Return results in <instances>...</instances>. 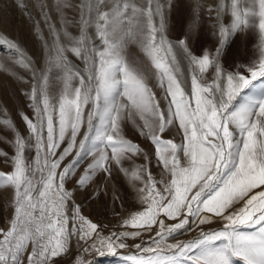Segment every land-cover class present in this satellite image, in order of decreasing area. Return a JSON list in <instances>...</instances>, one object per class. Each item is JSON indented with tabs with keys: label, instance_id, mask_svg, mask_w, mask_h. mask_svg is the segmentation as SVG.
Here are the masks:
<instances>
[{
	"label": "snow or ice",
	"instance_id": "obj_1",
	"mask_svg": "<svg viewBox=\"0 0 264 264\" xmlns=\"http://www.w3.org/2000/svg\"><path fill=\"white\" fill-rule=\"evenodd\" d=\"M15 2L42 64L0 34V71L19 82L31 109L19 112L21 130L0 108L12 136H0L12 148L0 150L9 165L0 189L10 191L12 209L0 227V264H60L73 240L74 264H94L93 253L124 255L126 264H264V0H219L217 43L199 56L190 40L200 0L179 40L169 32L175 0H37L35 14ZM250 32L251 58L227 70L226 46ZM130 44L147 64L129 58ZM129 125L147 148L129 138ZM117 174L133 204L105 233L67 185L107 195Z\"/></svg>",
	"mask_w": 264,
	"mask_h": 264
},
{
	"label": "rangeland",
	"instance_id": "obj_2",
	"mask_svg": "<svg viewBox=\"0 0 264 264\" xmlns=\"http://www.w3.org/2000/svg\"><path fill=\"white\" fill-rule=\"evenodd\" d=\"M35 14L38 9L34 6L37 4V0H25ZM50 5L54 4L55 0H46ZM74 4H79L80 0H72ZM136 3H144V0H135ZM162 3L165 0H161ZM176 7L169 15V32L170 38L173 40H179L184 37L185 32L188 30V25L191 22L193 16V0H175ZM200 20H199V32L196 36L190 40L191 49L194 53L199 56L202 55L205 49L213 50L217 40L213 35V24L215 23V12L214 9L218 5L219 0H200ZM209 9H213L210 13ZM69 19H75L78 21V12L69 9L66 10ZM52 15L57 18V14L54 9ZM230 21V17L227 18ZM70 30L74 34H78V29L70 26ZM0 34L7 35L9 38L17 40L23 46H25L30 54L34 57L41 59L42 64V51L39 46V42L35 40L34 34L31 27L26 23L25 17L22 12L16 7L15 0H0ZM257 43V37L254 33H247L244 35L238 34L235 40L230 42L225 48V55L223 58V66L229 70H234L237 63H245L251 58V54L254 50V45ZM2 50V49H0ZM127 54L130 59L137 61L141 65L147 64V60L144 57L140 49L130 44L127 49ZM72 58L77 64L83 67V64ZM21 75H25L20 70ZM264 83V81H261ZM20 84L8 73L0 71V108L7 107L9 113L13 116L18 127L23 130L24 125L20 120L19 112L24 111L31 115V109L27 107V100L23 97L19 91ZM162 99V95H161ZM128 136L135 142L140 143L145 148L148 147L147 143L140 138L134 129L129 125ZM0 136H6L11 139L12 136L7 129L0 127ZM177 142L180 141L179 135L176 136ZM0 150L8 151L12 154L11 145L6 143L4 140H0ZM154 163V162H153ZM9 165L3 162V158L0 157V171H8ZM154 174L158 173V169L154 167ZM69 190H73L74 198L77 203L82 207V213L89 217L93 222H97L104 226V231L107 233L109 230L119 229L121 224V217L126 216L127 211L132 208L133 197L131 190L126 184V181L119 174L116 175L115 179L108 182V194L104 195L101 193L100 196H96L94 193V187L88 189H79L76 185L69 183L67 185ZM113 191L121 197V200L113 201ZM10 191L0 189V227H6L7 222L12 214V209L9 206ZM121 201H123V207H121ZM211 227L216 228L219 225H212ZM196 233H188L179 236V239H189ZM147 237H145L146 239ZM137 243L139 240L136 241ZM119 253H127L129 249H120ZM131 251H135L132 249ZM77 252V245L73 240L71 255L64 257H58L57 260L60 264H74V257ZM89 259L94 261V264H126V256L124 255H99L93 253L89 256ZM235 264H240L236 261Z\"/></svg>",
	"mask_w": 264,
	"mask_h": 264
}]
</instances>
